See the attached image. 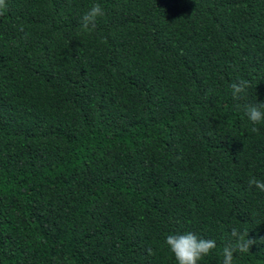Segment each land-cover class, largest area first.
Wrapping results in <instances>:
<instances>
[{
	"label": "trees",
	"instance_id": "trees-1",
	"mask_svg": "<svg viewBox=\"0 0 264 264\" xmlns=\"http://www.w3.org/2000/svg\"><path fill=\"white\" fill-rule=\"evenodd\" d=\"M259 102L264 0H6L0 264H178L185 232L222 264L233 228L256 241L233 264H264Z\"/></svg>",
	"mask_w": 264,
	"mask_h": 264
},
{
	"label": "clouds",
	"instance_id": "clouds-1",
	"mask_svg": "<svg viewBox=\"0 0 264 264\" xmlns=\"http://www.w3.org/2000/svg\"><path fill=\"white\" fill-rule=\"evenodd\" d=\"M6 7V0H0V10ZM105 11L99 3H94L81 18L83 28H94L98 18L103 17ZM250 82L246 79H238L230 85L231 95L234 100L240 101L246 98L247 89ZM244 115L247 120L254 125L251 128L253 133H258L259 128L255 125L264 123V102L243 104ZM249 188L255 187L264 191V180L257 179L255 176L248 180ZM231 240L222 249V264H233L234 254L246 253L251 246L256 243L254 239L247 238L238 229L231 230ZM165 244L169 251L174 255L178 264H198V262L217 247L216 240L198 236L193 232L182 234L170 233L165 237ZM148 254L152 255V249H147Z\"/></svg>",
	"mask_w": 264,
	"mask_h": 264
}]
</instances>
